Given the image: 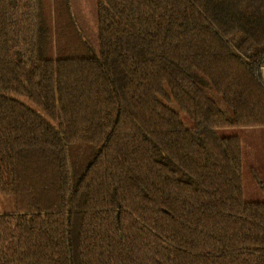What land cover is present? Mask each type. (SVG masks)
Segmentation results:
<instances>
[{"label": "trees", "instance_id": "obj_1", "mask_svg": "<svg viewBox=\"0 0 264 264\" xmlns=\"http://www.w3.org/2000/svg\"><path fill=\"white\" fill-rule=\"evenodd\" d=\"M90 10L0 0V264H264V0Z\"/></svg>", "mask_w": 264, "mask_h": 264}, {"label": "rangeland", "instance_id": "obj_2", "mask_svg": "<svg viewBox=\"0 0 264 264\" xmlns=\"http://www.w3.org/2000/svg\"><path fill=\"white\" fill-rule=\"evenodd\" d=\"M85 11L90 14V7L94 0L88 4L82 0ZM92 17V16H91ZM90 17V18H91ZM91 27H94V19L91 18ZM222 135H238L241 138L243 152V186L244 200L257 201L264 199V128H226L221 129Z\"/></svg>", "mask_w": 264, "mask_h": 264}]
</instances>
